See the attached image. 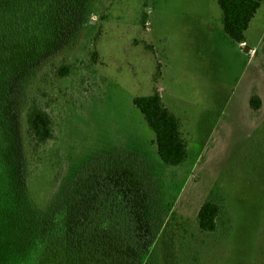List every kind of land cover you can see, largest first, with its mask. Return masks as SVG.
<instances>
[{
  "label": "rangeland",
  "instance_id": "1",
  "mask_svg": "<svg viewBox=\"0 0 264 264\" xmlns=\"http://www.w3.org/2000/svg\"><path fill=\"white\" fill-rule=\"evenodd\" d=\"M72 3L55 0L44 57L34 59L42 45L27 41L26 70L0 77V101L13 106L0 174L20 211L48 210L97 156L128 151L153 176L149 223L158 235L145 264H264V0L243 43L226 33L218 0ZM155 88L181 118L187 156L177 165L162 160L134 103ZM33 100L54 120L53 138L39 145L27 130ZM207 200L222 206L214 231L198 221Z\"/></svg>",
  "mask_w": 264,
  "mask_h": 264
},
{
  "label": "trees",
  "instance_id": "2",
  "mask_svg": "<svg viewBox=\"0 0 264 264\" xmlns=\"http://www.w3.org/2000/svg\"><path fill=\"white\" fill-rule=\"evenodd\" d=\"M218 1L226 33L233 41L245 42L263 0ZM59 5L55 0H0V77L23 64L26 70L32 56L26 51L27 41L42 45L34 59L44 57L51 35L46 34L47 24L50 18L58 21L51 12ZM57 70L64 76L70 66L62 64ZM2 102L0 137L11 133L13 112L9 97ZM134 103L155 132L162 160L169 165L181 163L187 156L181 118L167 106L159 89L136 96ZM251 104L260 107L257 98ZM26 116L36 145L53 138V116L38 100L28 106ZM97 157L77 179L62 186L48 210L31 207L21 212L22 199L13 197L9 176L0 174V183L6 186L0 187V264H145L158 235L149 223L153 222L147 188L153 180L151 166L141 155L128 151ZM221 211L218 202H204L198 211L201 229L214 231Z\"/></svg>",
  "mask_w": 264,
  "mask_h": 264
}]
</instances>
